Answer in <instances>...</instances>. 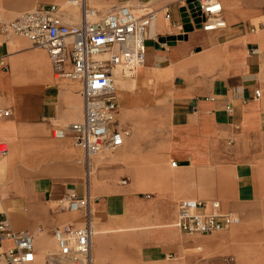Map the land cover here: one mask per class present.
I'll return each mask as SVG.
<instances>
[{"label":"crops","instance_id":"0c3cea01","mask_svg":"<svg viewBox=\"0 0 264 264\" xmlns=\"http://www.w3.org/2000/svg\"><path fill=\"white\" fill-rule=\"evenodd\" d=\"M220 1L226 26L209 31L188 20L194 0H88L100 15L122 3L157 13L141 91L123 90L120 101L117 90L115 128L129 132L115 154L120 160L109 158L95 181L87 178L93 157L87 161L71 134L53 135L55 125L83 119L82 84L57 75L48 49L2 33L4 23L38 4L61 6L71 24L81 21L82 8H66L67 0H0V61L6 64L0 68V144L9 149L0 158V213L14 230L34 236L33 264H46L39 250L57 246L56 228L83 224L82 210L62 204L70 192L92 197L94 222L110 229L98 241L107 250H125V222L171 223L184 200H219L239 217L229 235L196 234L193 243L205 244L202 251L181 250L178 242L144 244L139 264L169 258H178L175 264H264V250L251 242L264 238V0ZM151 79L149 92L144 84ZM141 112L133 138L119 117L129 114L130 125Z\"/></svg>","mask_w":264,"mask_h":264},{"label":"built area","instance_id":"2783aa9c","mask_svg":"<svg viewBox=\"0 0 264 264\" xmlns=\"http://www.w3.org/2000/svg\"><path fill=\"white\" fill-rule=\"evenodd\" d=\"M194 1L195 6L187 16L194 26L209 31L226 26L220 0ZM66 5L82 8L80 22L67 23L60 14L61 6L42 3L4 23L2 33L7 37L25 36L34 46L48 49L57 75L82 84L83 119L55 125L53 135L64 138L71 134L89 162L105 149L118 150L125 145L129 132L115 128L119 96L114 73L117 68H124L135 75L143 66L149 27L157 13L147 6L122 3L103 16L88 0H67ZM166 18H171V14L167 13ZM4 67L6 64L0 61V68ZM256 96L261 97L260 90H256ZM8 150L6 144H0V158ZM62 201L71 211H85L83 224H68L54 230L57 248L46 253V264H107L93 255L92 197L70 192ZM237 223L239 217L224 211L219 200H184L179 204L177 224L188 235L213 234ZM7 240L13 245L5 248ZM0 259L6 264H33L36 260L34 236L14 230L3 213H0Z\"/></svg>","mask_w":264,"mask_h":264},{"label":"bare ground","instance_id":"6f19581e","mask_svg":"<svg viewBox=\"0 0 264 264\" xmlns=\"http://www.w3.org/2000/svg\"><path fill=\"white\" fill-rule=\"evenodd\" d=\"M76 10H77V6H76ZM155 22H153L151 24V26H152L151 27V34H153L155 32L154 31ZM114 75H115V87L117 88V90L119 91L120 94H121V91H123V90H125V91L126 90H130V91L136 90V88L138 86V80H137L136 75H130L129 73H127V71H125L124 68L123 69L117 68L115 70ZM139 114L140 115L137 119L132 118V123L130 125L127 124L128 118H131V116L129 114H127V115L123 114V115H120V117H119L121 125L125 124L129 127V131H131L132 134L134 135L133 138L137 137L138 129L140 127L138 124V121L142 117V112ZM143 117H146V115H144ZM109 158H111L113 162L120 160L117 157V155H108L105 153V151H102L99 154L93 156V162L94 163L92 165V168H90V163H88L87 178H89V180H90L93 177V179L96 181L101 167L104 166L108 162ZM124 159H125V155H123V160ZM121 163L123 164V162H121ZM105 177L107 178V176H105ZM123 181L124 180H122V182ZM62 204H64V206H65L66 205L65 201H62ZM93 227H94V234H95L94 252H95L96 258L98 260L107 261L109 264H139L141 261L140 248L144 244H167V243L178 242V245L181 247V250H196L197 247H202L204 250H207V248L205 247L206 246L205 244L197 243V242L193 243L195 241V239L197 238V236L196 235H188V234L183 233L180 230V228L178 227L177 220H175L171 223L168 222L165 224H154L151 222L149 224H146L145 226H139L137 224H132V223L130 224L128 222H125V250H107L104 246L100 247L98 244L99 239L103 238L105 234L110 233V232H107L110 229L100 227L97 222H94V220H93ZM154 249H155V247H154ZM161 251H162V249H161ZM153 254H155V253H153ZM158 254H160V253H158ZM178 260H179L178 258L177 259L169 258L168 262L166 264H175L176 262H178ZM185 264H188V263H185Z\"/></svg>","mask_w":264,"mask_h":264},{"label":"rangeland","instance_id":"374dc122","mask_svg":"<svg viewBox=\"0 0 264 264\" xmlns=\"http://www.w3.org/2000/svg\"><path fill=\"white\" fill-rule=\"evenodd\" d=\"M138 4H139V3H135V5H138ZM71 6H72V5H71ZM71 6H70V5H67L66 8L70 9ZM78 7H79V6H77V8H78ZM73 8H74L73 10H75L76 5H75V7H73ZM99 8H100V7H99ZM106 13H107V9L103 11V16H104ZM75 22H77V20H76ZM144 72H145V67H141V68L137 71V73H136V77L138 78V88H137L136 90L133 91V92H135V93L141 91L140 88H141L142 85H139V78H141V76L144 74ZM70 81H71V80H70ZM144 86L147 87V88H149V92H150V91H153V90L155 89V88H154V81H153L152 79H151L150 81H148L147 84H146V82H145ZM142 87H143V86H142ZM119 95H120V101H121V99H122L121 94H119ZM120 114H121V106H120ZM122 149H123V148H121L120 150H117V151H115V150H110V149H105L104 151H105L106 154H108V155H115V154L121 152ZM84 213H85L84 210H82V211L80 212L81 215H84ZM93 220L98 221V219L95 218V217L93 218ZM238 226H239V225H238ZM238 226H232V227L229 228V229H226V230H223V231H219V232H215L213 235H214V236H218V237H226L227 235L230 234V232H231L233 229L237 228ZM196 236H197V235H196ZM94 237H95V235H94ZM258 240H259V241H258ZM251 242L254 243V245H255V247H256V250H264V238H257V237L254 236V237H251ZM56 248H57V246L55 245L54 247H52V248H48V249H46V250H39V252H40L41 255H43V256L45 257V255H46V253H47L48 251L56 250ZM188 252H192V251L188 250Z\"/></svg>","mask_w":264,"mask_h":264},{"label":"water","instance_id":"95a60500","mask_svg":"<svg viewBox=\"0 0 264 264\" xmlns=\"http://www.w3.org/2000/svg\"><path fill=\"white\" fill-rule=\"evenodd\" d=\"M199 21V20H198Z\"/></svg>","mask_w":264,"mask_h":264}]
</instances>
